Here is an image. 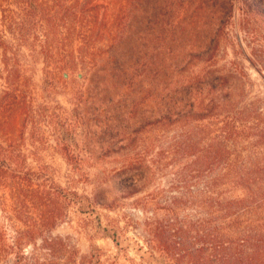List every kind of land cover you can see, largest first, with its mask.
<instances>
[{"label":"trees","instance_id":"1","mask_svg":"<svg viewBox=\"0 0 264 264\" xmlns=\"http://www.w3.org/2000/svg\"><path fill=\"white\" fill-rule=\"evenodd\" d=\"M137 1L126 0L120 15L107 25L93 0H0V82L4 88L0 114L18 103L19 81L10 63L18 61L21 49L42 58L46 78L52 75L48 67L70 76L81 64L84 88L97 83L112 87L114 83L106 80L109 76H115L118 86L131 88L137 70L131 61ZM158 17L164 21L166 13L160 9ZM185 31L192 35L193 29H157L155 53L142 65L151 75L154 119L150 128L156 135L176 134L167 150L173 183L135 202L144 217L146 238L139 262L134 264H264V111L256 102L239 109L220 103L222 77L212 65L195 70L194 60L175 61L173 42ZM106 33L111 45L105 50L95 48ZM72 40L80 43L76 55L65 53L66 43ZM195 53L192 58L199 60L202 54ZM189 61L192 65L186 70ZM213 119V125L203 124ZM157 155L156 163H160L163 152ZM24 169V157L12 145L0 142V180L8 172L19 174ZM127 175V169L118 174L126 177L122 182L132 184ZM17 179L19 197L22 187L30 186L32 180ZM130 184L123 187L127 196L136 193ZM49 188L42 194L53 207L52 216L32 224L14 216L26 229L15 231L10 239L0 223V257L12 256V264H59L62 257L70 264H106L96 247L83 256L51 237H40L37 247V238L43 235L40 227L55 224L67 200L59 185L51 183ZM71 196L73 203L88 201L77 193ZM21 208L23 202L17 205L18 213ZM91 213L94 210L87 216ZM98 230L119 247L121 236L115 229Z\"/></svg>","mask_w":264,"mask_h":264},{"label":"rangeland","instance_id":"2","mask_svg":"<svg viewBox=\"0 0 264 264\" xmlns=\"http://www.w3.org/2000/svg\"><path fill=\"white\" fill-rule=\"evenodd\" d=\"M125 1L93 0V4L110 25ZM160 9L166 13L164 21L158 17ZM161 26L193 29L192 35L185 31L173 42L175 61L194 60L195 70L209 65L218 69L220 103L239 109L256 102L264 111V0H138L131 55L137 70L129 89L113 82L115 76L106 78L114 83L112 87L97 83L84 88L81 64L70 76L48 67L52 75L46 78L42 58L21 49L18 61L10 63L19 81L18 103L0 114V142L12 145L25 160L22 172H8L0 180V223L9 239L15 231L26 229L14 216L26 224L52 216L53 207L42 194L51 191L52 183L65 190L67 200L55 224L40 227L43 235L37 238V247L40 237L58 238L83 256L98 248L106 264L139 262L146 233L135 202L173 183L167 150L176 133L156 135L150 128L154 119L151 75L142 66L155 53L156 30ZM79 44L66 43L65 53L76 55ZM110 45L106 33L94 47L105 50ZM195 52L202 54L199 60L192 58ZM189 62L187 67L180 65L189 70ZM3 90L0 82V96ZM207 123L213 125L215 119L203 122ZM160 152L163 158L156 163ZM126 169L132 184L118 176ZM17 178L32 180L30 186L22 187L19 197ZM129 184L136 191L131 196L123 190ZM71 193L88 201L73 203ZM19 202L24 204L21 213ZM89 210L94 213L87 216ZM98 227L115 229L121 236L119 247L101 236ZM12 263V256L0 257V264ZM59 264L70 263L62 257Z\"/></svg>","mask_w":264,"mask_h":264}]
</instances>
